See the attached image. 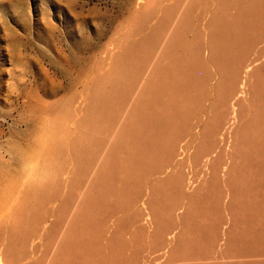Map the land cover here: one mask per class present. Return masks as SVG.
Segmentation results:
<instances>
[{
    "label": "rangeland",
    "instance_id": "374dc122",
    "mask_svg": "<svg viewBox=\"0 0 264 264\" xmlns=\"http://www.w3.org/2000/svg\"><path fill=\"white\" fill-rule=\"evenodd\" d=\"M233 1L0 0V264H52V259L53 264H63L66 238L102 164L126 130L129 112L152 87L160 67L177 53L169 52L163 43L169 41L178 22L187 18L186 46L201 47L206 58L210 34L204 24L213 29L227 7L230 14L234 13ZM258 33L261 39L240 54L246 62L234 95L227 96V107L220 100L223 90L216 67L210 64L205 71V98L197 97L190 124L206 118L211 121L216 112H222L226 124L216 140L204 134L196 139L187 132L180 135L176 154L164 170L148 180L143 176L140 183L148 182L140 192L128 191L127 203L109 209L100 220L93 264H264V251L239 254L231 244H225V233L233 219L226 207L232 192L230 185L220 180H229L236 173H228L237 163L235 134L249 117L254 86L262 74L260 70L247 71L249 65L257 68L264 63V29ZM132 52L138 54L140 63H135L125 92L118 93L119 108L109 120H99L95 95L99 91L116 94L107 88L108 80L121 70L126 55ZM211 100L209 116L196 117L199 104L206 107ZM196 129L193 132L198 134ZM80 146H86L88 152L81 155ZM87 161L90 167H86ZM110 168L116 170L115 166ZM170 171L183 173L187 186L170 195L174 213L168 219L153 187L161 185ZM213 172L217 175L211 178ZM11 180L14 185L4 196ZM209 180L211 186L206 190ZM209 190L213 201L219 198L210 212L217 226L214 240L206 250L184 255L180 233L187 229L190 218L182 215L188 208L198 209L197 198ZM155 207L158 214L154 217ZM21 218L27 233L16 237ZM113 239L126 242L122 253L114 252Z\"/></svg>",
    "mask_w": 264,
    "mask_h": 264
},
{
    "label": "bare ground",
    "instance_id": "6f19581e",
    "mask_svg": "<svg viewBox=\"0 0 264 264\" xmlns=\"http://www.w3.org/2000/svg\"><path fill=\"white\" fill-rule=\"evenodd\" d=\"M231 6L234 7L235 12L230 14L226 10L228 7L222 13L220 11L221 15L215 20L216 24L213 29H209L208 24H204L207 34H210L205 50L207 51L206 58L203 56L204 52L201 47L192 49L186 46L185 37L186 32L189 31L187 30L186 16V19L183 17V20L178 22L169 41L163 43V45L167 43L169 52L176 51L177 53L170 55L169 61L160 67L158 76L154 82L152 81V87L142 93L135 109L129 112L127 125L125 124L127 128L125 127L126 130L121 133L117 143L114 142L109 159L106 162L103 161L100 174L94 180V185L89 190L87 197L85 196L86 200L82 211L80 209V213L77 215L75 227L70 230L66 238L62 257L63 264L94 263L96 259L93 253L99 247L95 240L100 236V220L109 209H119L127 203L125 194L128 191L140 192L141 187L148 182L147 180L152 174L161 173L164 170L176 154L177 141L181 134L190 133L193 139L204 134L205 138L216 140L217 135L223 130L226 117L222 112H216L214 118L217 121L213 120L214 118L211 120L215 122L206 118L194 125L190 124L197 97H204L205 90L202 83L205 71L208 70L210 64L216 67V73L220 75V85L223 90L220 100L222 105L227 107V96L234 95L233 92L237 89L236 86L246 62L240 54L247 47L250 48L252 42L259 40L258 31L262 32L264 29V0H234ZM143 48L144 46L141 51ZM145 53L148 55L147 52ZM141 55L145 54L141 53ZM137 57L136 52L128 53L125 61L123 60L121 70L108 80L107 88H111L117 95L100 91L95 95L94 109L99 111V120H109L116 113V108H119L117 102L120 94L118 93L125 92L127 80L130 79V73L133 74L131 71H133L135 63H140L137 61ZM259 66L256 68L249 65L247 67V71L258 72L260 70L259 72L262 71V74L260 73V78L254 86L249 117L235 134L234 157L237 159L234 160L237 163L230 167L228 173H232L233 170L236 173L229 180L220 178L221 183L226 184L227 187L230 185V192H232L226 207L231 211V214L233 213V219L229 231L225 233L227 236L225 244H231L239 254L264 251V63L261 67ZM128 86L130 88V85ZM212 108V100L206 107H200L199 104V110L195 115L196 117L197 115L208 117ZM100 124L102 125V123ZM195 126L196 130H199L198 134L193 132ZM46 140L52 141L48 137ZM186 148L187 146H184L183 150ZM88 150L86 146H80L78 151L84 155ZM183 155L182 157H184ZM91 160L93 159L91 158ZM87 164L88 161L85 165ZM88 166L90 167L89 164L86 167ZM111 166H115L116 170L110 168ZM216 172H213L211 178L217 175ZM195 174L192 173L193 176ZM187 175L189 174L187 173ZM143 176H146L147 180L142 184L140 182L143 180ZM219 177L221 176L219 175ZM216 179L218 180V177ZM210 181L212 182L209 180L205 183L206 190ZM14 182L11 180L6 185L4 196L11 191ZM161 183V185L155 184L153 193L169 219L174 213L170 195L175 190L183 191L187 186V181L180 171L174 173L170 171V173L167 172L166 178ZM212 195L213 192L209 190V194L200 199L197 198L200 205L198 209L197 207L196 209L187 207L185 214L182 215L188 220L190 218V222L186 220L188 222L187 229L180 233L181 251L184 255L206 250V246H211L214 240L217 226L213 223L210 212L214 208V202L219 198L213 201L214 196L212 197ZM215 196L217 197V193ZM168 199L169 202H167ZM154 209L153 216L155 217L158 213H156V207ZM23 219L21 218L17 224L16 237L27 233ZM30 232L32 231L30 230ZM120 232L122 233V229ZM160 236L158 235V237ZM111 246L114 252L122 253L127 245L123 240L113 239ZM118 260L120 262L121 259ZM118 260L116 261L118 262Z\"/></svg>",
    "mask_w": 264,
    "mask_h": 264
}]
</instances>
